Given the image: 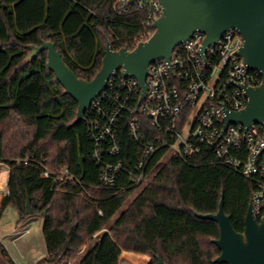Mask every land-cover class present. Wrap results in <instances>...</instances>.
Listing matches in <instances>:
<instances>
[{"label":"trees","instance_id":"trees-1","mask_svg":"<svg viewBox=\"0 0 264 264\" xmlns=\"http://www.w3.org/2000/svg\"><path fill=\"white\" fill-rule=\"evenodd\" d=\"M148 15V7L121 6L119 0H0V163L10 170L0 218L11 207L22 222L28 201L33 213L45 212L50 264H120L122 251L149 256V264L159 258L166 264H216L220 250L212 240L219 226L196 214H216L222 197L234 228L244 231L256 186L207 148L187 160L169 156L160 163L158 156L155 175L142 188L129 176L114 188L104 186L88 122L74 124L78 103L49 70L47 53L26 63L29 46L52 42L77 77L91 81L108 42L114 50L132 51L148 28L154 33ZM117 77L123 79L121 70ZM120 132L121 158L131 169L127 159L139 145L126 126ZM64 169L68 176L60 174ZM0 258L15 264L2 243Z\"/></svg>","mask_w":264,"mask_h":264},{"label":"built area","instance_id":"built-area-1","mask_svg":"<svg viewBox=\"0 0 264 264\" xmlns=\"http://www.w3.org/2000/svg\"><path fill=\"white\" fill-rule=\"evenodd\" d=\"M119 3L130 5L129 0ZM136 5L142 10L149 8L147 27L153 28L162 15L161 4L152 0ZM123 11L124 7L120 13ZM151 35L148 28L138 41ZM205 39L204 33L196 32L174 49L170 60L152 64L143 100L138 80L124 76L118 80L117 75L95 98L86 121L96 146L93 159L101 167L100 182L114 188L123 176H129L133 186L142 188L153 177L155 171L151 168L158 156L160 163L169 156L187 160L207 148L214 152L218 163L241 172L255 184L253 212L264 221V125L245 128L226 125L225 121V109L237 112L247 105L241 86L257 87L262 76L238 56L244 41L237 31L226 32L219 44L206 47L202 53ZM123 126L140 149L128 156L131 169L121 158ZM29 162L24 160L26 165ZM60 174L69 175L67 169ZM43 176L49 178L52 173L46 169Z\"/></svg>","mask_w":264,"mask_h":264},{"label":"water","instance_id":"water-1","mask_svg":"<svg viewBox=\"0 0 264 264\" xmlns=\"http://www.w3.org/2000/svg\"><path fill=\"white\" fill-rule=\"evenodd\" d=\"M152 0H129L133 5L138 2L149 4ZM162 8V15L155 21L154 33L146 41H141L129 51L126 48L112 49L107 43L102 60V68L91 81L78 78L76 73L65 63L60 51L52 42H43L40 46H29L30 55L26 63L34 61L46 52L48 68L54 73L64 88L65 95L78 103L77 118L74 124L86 121V115L93 101L107 87L109 81L121 70L125 78L139 81L143 90L142 100L146 96V80L149 67L162 60H170L174 49L190 40L196 32L206 35L201 52L206 47L219 44L221 37L228 31H237L243 39V47L238 56L245 65L259 72L262 83L257 87L242 85L248 99L244 109L230 112L225 109L226 125H264V0H157ZM27 212L33 213L30 201ZM45 216L46 213L44 212ZM198 218L218 224L219 237L212 240L220 250L216 264H264V221L258 220L253 212L252 202L244 220V231L238 232L231 217L224 211L222 197L216 214H196ZM159 264H166L158 259Z\"/></svg>","mask_w":264,"mask_h":264},{"label":"crops","instance_id":"crops-1","mask_svg":"<svg viewBox=\"0 0 264 264\" xmlns=\"http://www.w3.org/2000/svg\"><path fill=\"white\" fill-rule=\"evenodd\" d=\"M7 167L8 174L7 179L0 183V196L8 193V182L10 176L9 167L6 164L0 163V166ZM1 178V172H0ZM11 207H8L0 218V243H2L15 264H50L47 262L48 258V246L44 235V223L45 216L43 214L31 213L29 216L19 223L18 213L10 215L12 222L8 225L4 221L6 214H11ZM32 227V228H31ZM33 229L35 234L29 236ZM11 243L15 247L16 252L8 246ZM128 253L129 255H141L132 252L122 251V253ZM121 253L120 262L123 257ZM0 264H7L0 258Z\"/></svg>","mask_w":264,"mask_h":264},{"label":"rangeland","instance_id":"rangeland-1","mask_svg":"<svg viewBox=\"0 0 264 264\" xmlns=\"http://www.w3.org/2000/svg\"><path fill=\"white\" fill-rule=\"evenodd\" d=\"M0 172H1L0 183L1 182L3 183L7 179V174H8L7 167H5L4 165L0 166ZM139 190L133 193V195L130 197L128 201V204L137 196V194L139 193ZM10 211H11V214L7 213L4 219L7 225L10 222H12V218H10V215H12L13 213H16L13 208H10ZM120 213L117 215V217L120 215ZM35 232H36L35 229H33L32 233L27 237L33 236ZM8 246L11 247L12 250H14L13 252H16L15 247H13L11 243H8ZM150 261H151L150 257H147L146 255L145 256L144 255H128L127 257H122L120 264H149ZM69 264H73V263L69 262Z\"/></svg>","mask_w":264,"mask_h":264},{"label":"bare ground","instance_id":"bare-ground-1","mask_svg":"<svg viewBox=\"0 0 264 264\" xmlns=\"http://www.w3.org/2000/svg\"><path fill=\"white\" fill-rule=\"evenodd\" d=\"M123 254V257H127L129 254L128 253H122ZM134 263V262H133Z\"/></svg>","mask_w":264,"mask_h":264},{"label":"flooded vegetation","instance_id":"flooded-vegetation-1","mask_svg":"<svg viewBox=\"0 0 264 264\" xmlns=\"http://www.w3.org/2000/svg\"><path fill=\"white\" fill-rule=\"evenodd\" d=\"M145 256V255H144ZM147 257H149V256H147ZM150 259H151V257H150ZM151 262V261H150Z\"/></svg>","mask_w":264,"mask_h":264}]
</instances>
